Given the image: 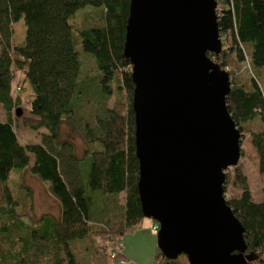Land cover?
Instances as JSON below:
<instances>
[{"label":"trees","instance_id":"trees-1","mask_svg":"<svg viewBox=\"0 0 264 264\" xmlns=\"http://www.w3.org/2000/svg\"><path fill=\"white\" fill-rule=\"evenodd\" d=\"M216 1L222 50L208 55L230 75L225 102L240 133V157L242 139L248 136L258 171L264 173V88L260 85L264 0ZM85 5L100 6L103 11L100 25L78 32L81 51L94 58L98 69V92L92 98L79 82L81 63L70 21ZM128 10L129 0H0V105L5 112L0 121V183L12 169L25 168L32 156L30 171L48 183L60 205L58 218L48 213L27 223L16 215L17 202L6 188L7 205L0 214L13 226L4 228L5 236L14 231L19 246L0 241V264H78L70 241L89 234H99L112 244L116 262L124 259L122 237L144 218L137 187L134 84L131 64L123 54ZM20 19L24 36L14 40V23ZM15 73H20L17 79ZM115 89L121 94L110 102ZM62 124L80 134L86 146L81 156L75 153L72 140L61 137ZM16 127L38 132L39 140L22 143ZM233 167L231 182L239 194L225 199L244 228L246 264H264V184L260 200H254L240 164ZM228 182L226 175L224 193ZM90 191H99L101 198L113 202L102 203L107 219L92 218L95 195ZM119 193H123V205L118 202ZM112 207L120 210L115 222H110ZM155 264L177 262L158 249Z\"/></svg>","mask_w":264,"mask_h":264},{"label":"water","instance_id":"water-1","mask_svg":"<svg viewBox=\"0 0 264 264\" xmlns=\"http://www.w3.org/2000/svg\"><path fill=\"white\" fill-rule=\"evenodd\" d=\"M216 0H129L123 54L134 84V144L144 217L157 247L188 264H246L244 228L224 195L240 159L225 98Z\"/></svg>","mask_w":264,"mask_h":264},{"label":"rangeland","instance_id":"rangeland-1","mask_svg":"<svg viewBox=\"0 0 264 264\" xmlns=\"http://www.w3.org/2000/svg\"><path fill=\"white\" fill-rule=\"evenodd\" d=\"M102 7L85 5L77 9L71 16L70 21L73 25V42L75 49L79 52L80 57V75L79 82L84 83V93L88 98L96 96L98 89L95 84V76L98 75V69L94 58L87 53L81 51L80 46V36L79 30L84 28L96 27L102 23ZM24 22L23 19L14 23L13 28V39L20 40L24 36ZM249 53V51H248ZM20 76V73H15V79ZM260 85L264 88V79L260 80ZM26 90L29 91V87L25 84ZM114 87V84L112 85ZM26 91L22 90L20 93L21 97L25 96ZM18 94V93H17ZM121 94L120 89H115L110 102ZM16 95V94H14ZM16 116V110L13 112ZM5 119V112L0 105V121ZM16 132L18 134L19 140L22 143L36 142L39 140V133L32 131L28 128L16 127ZM60 134L62 138H67L73 141L75 153L81 156L83 153L85 143L83 142L80 134L77 130L72 129L66 124H62L60 127ZM100 147V144H96ZM242 155L239 159V163L242 172L247 176L248 186L251 191V195L254 200H259L261 198V187L264 184V173H259L258 171V161L256 153L250 144L249 137L246 136L241 142ZM33 163L32 156L28 165L22 169H12L7 180L0 183V211L4 209L7 205V192L9 190V195L11 199H14L17 203L15 205V213L25 222H34L43 214H52L55 218L59 217L60 205L58 199L51 193L48 187V183L42 180L38 175L30 171V166ZM233 168L230 167L227 170L226 175L229 178L227 184L225 196H236L239 194V188L232 184L233 180ZM7 188V189H6ZM93 196L92 204L90 207L91 216L96 221L101 219H107V207H104L102 203L112 204L113 202L108 197H100L99 191H90ZM91 195V196H92ZM118 202L123 205V193L118 194ZM111 220L110 222H115L120 217L119 207H115L110 210ZM144 222L149 224L157 222L152 218H143ZM11 221L7 219L3 214H0V241L4 245L12 243L14 248H16L18 243H16L15 236L9 234L5 236V227L11 226ZM157 233V229L153 230ZM156 245V244H155ZM70 246L75 255L78 264H100L103 260L106 264H120L111 258L110 254L112 252V244L104 241L99 234H89L85 238L75 239L70 241ZM102 246H104L102 248ZM158 248V247H157ZM99 260V261H98ZM177 264H188L187 258L184 254H180L176 259Z\"/></svg>","mask_w":264,"mask_h":264},{"label":"crops","instance_id":"crops-1","mask_svg":"<svg viewBox=\"0 0 264 264\" xmlns=\"http://www.w3.org/2000/svg\"><path fill=\"white\" fill-rule=\"evenodd\" d=\"M153 225L142 219L136 229L125 233L121 250L125 260L123 264H155L158 248Z\"/></svg>","mask_w":264,"mask_h":264},{"label":"built area","instance_id":"built-area-1","mask_svg":"<svg viewBox=\"0 0 264 264\" xmlns=\"http://www.w3.org/2000/svg\"><path fill=\"white\" fill-rule=\"evenodd\" d=\"M226 69H227V68H226ZM226 69H225V70H226ZM227 170H228V169H227ZM227 170H226V171H227ZM226 173H227V172H226ZM224 195H225V194H224ZM153 229H158V224H157V223L153 225ZM115 254H116V251H114V252L111 253L110 256H111L112 259L115 258V256H116ZM117 262L120 263V264H123V263L125 262V260H124V259H118Z\"/></svg>","mask_w":264,"mask_h":264}]
</instances>
